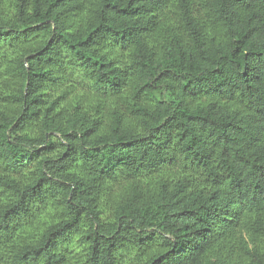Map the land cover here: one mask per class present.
I'll list each match as a JSON object with an SVG mask.
<instances>
[{
	"label": "trees",
	"instance_id": "16d2710c",
	"mask_svg": "<svg viewBox=\"0 0 264 264\" xmlns=\"http://www.w3.org/2000/svg\"><path fill=\"white\" fill-rule=\"evenodd\" d=\"M0 264H264V0H0Z\"/></svg>",
	"mask_w": 264,
	"mask_h": 264
}]
</instances>
